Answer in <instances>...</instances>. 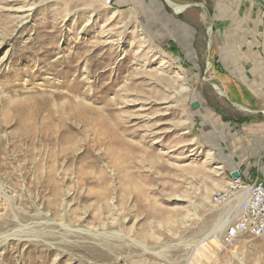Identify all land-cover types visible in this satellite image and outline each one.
I'll use <instances>...</instances> for the list:
<instances>
[{"label":"rangeland","instance_id":"374dc122","mask_svg":"<svg viewBox=\"0 0 264 264\" xmlns=\"http://www.w3.org/2000/svg\"><path fill=\"white\" fill-rule=\"evenodd\" d=\"M149 1L0 0V264H264L211 201L249 120L231 91L264 87V0Z\"/></svg>","mask_w":264,"mask_h":264},{"label":"crops","instance_id":"0c3cea01","mask_svg":"<svg viewBox=\"0 0 264 264\" xmlns=\"http://www.w3.org/2000/svg\"><path fill=\"white\" fill-rule=\"evenodd\" d=\"M134 1L114 0L119 7H136ZM175 1L182 4L170 3V1L168 3L181 7L177 13L191 8L192 5L196 6L193 0ZM151 2L153 1L146 0L147 6L152 5ZM262 31L264 32V28ZM231 92V95H236L237 99L242 102L239 109L249 116V120L240 125L239 128L230 127L231 138L228 150L241 156V161L230 172L238 171L239 177L245 182H253L256 179L264 181L262 179L264 178V87L237 89L236 92L234 90ZM232 137L236 144L232 143Z\"/></svg>","mask_w":264,"mask_h":264},{"label":"built area","instance_id":"2783aa9c","mask_svg":"<svg viewBox=\"0 0 264 264\" xmlns=\"http://www.w3.org/2000/svg\"><path fill=\"white\" fill-rule=\"evenodd\" d=\"M103 5L111 7L114 0H100ZM264 28V15L262 20ZM245 191L246 197L239 204L238 216L223 231L222 242L228 248L234 247L238 236L250 234L264 238V181L256 179L245 183L238 176L230 178L227 187L212 194L211 201L224 205L234 200L237 194ZM111 264H124L119 260Z\"/></svg>","mask_w":264,"mask_h":264},{"label":"bare ground","instance_id":"6f19581e","mask_svg":"<svg viewBox=\"0 0 264 264\" xmlns=\"http://www.w3.org/2000/svg\"><path fill=\"white\" fill-rule=\"evenodd\" d=\"M171 3V2H170ZM169 3V4H170ZM172 9H175L176 11H178L179 9H181V7H178L177 5H172L170 4ZM210 33V30H209ZM207 65L209 66V63H207ZM218 90V92H221L220 88H215ZM246 197L245 191H242L241 193L237 194L236 197L234 198L233 201H231V203H227L226 204V210L224 211V214L222 215V217L220 218L219 222H217V226L216 228H219L218 231L220 232L221 230H223V228H225V226H227L232 220L231 217L229 216H235L237 214L238 216V211H239V204L241 203V201ZM235 207V208H234ZM236 212V214H232V212ZM234 218V217H233ZM232 218V219H233ZM4 239H2V243H4L6 241L5 236L2 237ZM224 247H227L226 245H224V243H221ZM228 248V247H227Z\"/></svg>","mask_w":264,"mask_h":264},{"label":"water","instance_id":"95a60500","mask_svg":"<svg viewBox=\"0 0 264 264\" xmlns=\"http://www.w3.org/2000/svg\"><path fill=\"white\" fill-rule=\"evenodd\" d=\"M167 5L168 6H171L169 3H167ZM210 29V28H209ZM208 43H209V45L211 44V41H210V34H209V40H208ZM209 63V62H208ZM209 65H210V63H209ZM221 92H219L221 95H223V96H226V94L222 91V90H220ZM231 178H236V177H238L239 176V173H238V171H232L231 172Z\"/></svg>","mask_w":264,"mask_h":264}]
</instances>
